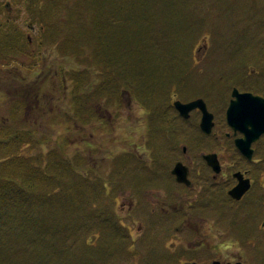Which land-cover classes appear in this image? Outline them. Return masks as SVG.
Segmentation results:
<instances>
[{
  "label": "rangeland",
  "instance_id": "rangeland-1",
  "mask_svg": "<svg viewBox=\"0 0 264 264\" xmlns=\"http://www.w3.org/2000/svg\"><path fill=\"white\" fill-rule=\"evenodd\" d=\"M183 2L191 8L189 18H203L205 21L201 26L194 28V31L183 33L188 37L190 33L195 34L200 29H206L198 38H194L193 43L191 42L189 54L192 69L187 68V75L184 74L179 83L176 80L163 83L159 73L160 67L156 69V76L161 82L133 83L139 87L142 97L148 94L149 99L144 101L134 92H129L127 89L125 91V86L122 85L120 86L124 89L120 91L119 98L113 96L108 102L107 99H95L97 90L90 88V85L95 87L96 83L89 84V79L82 80V83L86 84L78 87L75 97L88 100L89 107L92 110L96 108L97 117L89 120L88 117L83 116L84 123L81 119H72L70 114L72 107L68 101L71 98L70 89L67 87L63 94L64 88L61 84L64 83L62 81L64 71L79 65L77 57L62 55L59 47L38 49L35 39L43 28L27 24L29 15L24 9L23 0H0V3L4 5L6 3V12L10 19L29 38L31 44L25 57L10 65L0 66V117L17 113L12 112L13 109L10 111L11 107L22 104L23 110L18 111L17 114L19 125L27 129L32 128L39 133L48 132L53 135L50 148L56 146L55 139L60 137L67 144V154L71 158L75 157L79 162L81 158L84 160L86 168L79 167L78 170L88 174L90 181L98 180L96 178L101 176L111 177L112 169L115 168V159L126 158L123 160L126 161L125 165L117 163L116 167V173L121 175L123 180L120 183L116 182L118 185L116 184L115 188H113L114 184H109L108 181L109 185L103 190L104 196L110 191L114 192V199L108 197V209L112 210L122 229L114 231L109 228L100 234L94 231L95 228L90 224L92 222L89 218L82 230L78 229L71 233L73 236L78 233L74 241H69L76 250L78 247L81 249L82 240L90 245H96L93 251L97 253L99 264H139L144 258L148 264H182L185 261L208 264L213 259L222 262L240 260L243 264H264V228L262 229L261 226L264 223V204L261 200L258 201L257 208H254L257 210L256 214L244 207L240 212L237 210L236 215L234 212L225 214L211 212L202 215L200 211L196 212L189 208V201L193 203L199 197V194L197 197L192 194L202 191V186H197L194 191H187L171 183L170 187L183 191V195L171 205L175 211H168L172 214V221L169 224L163 212L152 213L149 209L151 205L155 208L160 206L153 205L151 199L162 197L163 189L150 187L146 195L139 199L138 196L129 194L130 185L140 183L143 177L142 169H146V165L139 161H149L152 155L147 150V140L157 133L153 132L154 130H159L156 134L155 154L161 164L172 166L176 160L184 159L183 161L186 162V159H189L193 162L192 165L199 169L200 155L209 148H219L216 152L223 162L230 160L227 150L221 149L225 146V140L219 145L212 146L210 139L202 138L197 128L200 118L198 112L192 111L189 118L183 119L175 114L170 105L165 107L162 105L158 107V113L171 117L169 120L157 117L159 121L154 122L152 118H155L153 117L155 110L152 107H157L154 105L156 102L160 103L167 98L171 103V99L176 97L175 88L188 96L207 89L209 98H205V101L208 110L214 114L215 125L219 129L224 127V112L232 86L223 81L237 71H241L243 54L255 52L259 38L264 43L263 33L258 35V29L263 24L256 22V20L264 22V0H216L211 3L208 0H181V4ZM171 3L175 7V3ZM193 6H195L194 10H192ZM54 16L55 12H52L50 18L54 19ZM177 19L179 18L175 17V20ZM56 22L58 21L54 19L52 26H56L58 32L55 34L60 33L61 38L62 33L68 31L67 27L74 28L65 21L63 24H55ZM211 30L215 31V35L210 33ZM186 39L184 37V40ZM187 52L184 47L180 54L185 58ZM263 67L264 62L260 61L254 69L262 81L264 75L262 76L260 71L264 69ZM89 77H91L90 73ZM173 78L175 76L170 81ZM67 117L70 119L68 120ZM226 129L224 127V130ZM195 138L199 141V146L194 141ZM183 146L184 153L181 151ZM20 153L33 155L34 151L25 146ZM80 180V176H77L76 181ZM261 184L264 186V179L261 180ZM260 191L255 185L251 193L240 201L241 206L250 202L253 206L254 198L259 197ZM64 195L71 198L75 193L72 188L58 193V196ZM190 197L191 199H188ZM130 200L132 203L136 202L135 206L134 204L128 206ZM240 204L227 208L229 211H235L241 209ZM181 207L189 211L187 210L184 215V212L179 211ZM139 209L147 210L140 214ZM143 213L147 217L154 216L155 220L144 222ZM244 215H247V218ZM49 217L51 221L48 218L47 223L52 226L62 219L61 212L58 211L55 217ZM146 223L149 225L145 226ZM65 230L69 231L70 227L67 226ZM123 232L128 233L130 240L126 242L127 247L122 250L123 252H115L114 242L123 243L121 237L124 235ZM100 240L103 243L102 248H99ZM85 250L92 252L86 247ZM178 251L180 254L176 259L174 253ZM75 252L83 262L86 256L80 255L79 251ZM66 257L63 255V258ZM91 258L94 259L95 255Z\"/></svg>",
  "mask_w": 264,
  "mask_h": 264
},
{
  "label": "trees",
  "instance_id": "trees-1",
  "mask_svg": "<svg viewBox=\"0 0 264 264\" xmlns=\"http://www.w3.org/2000/svg\"><path fill=\"white\" fill-rule=\"evenodd\" d=\"M214 1L216 0H208L210 3ZM23 2L29 15L27 24L43 28L35 39L37 48L59 47L62 55L77 57L79 65L64 71V83L61 84L64 88L63 94L67 87L70 89L71 98L68 101L72 107V119H81L84 123L83 116L89 120L96 117V108L92 110L88 100L75 97L78 87L86 84L82 83V80L89 79V84L96 83L95 87L90 85V88L97 90L95 99L98 100L107 99L108 102L113 96L119 98L120 91L124 89L120 85L125 86V91L127 89L134 92L143 101L147 100L148 94L142 97L139 87L133 83L161 82L156 76V69L159 67L163 83L174 80L179 83L182 76L187 75V68L192 69L189 51L194 38H198L201 32L206 30L200 29L195 34L190 33L188 37L183 34L184 31H194V28L201 26L205 21L203 18H189L191 8L184 2L181 4V0ZM171 2L175 3V7ZM194 9L195 6L192 10ZM6 10V3H0V66L10 65L25 57L31 47L29 38L10 19ZM52 12H55L53 18L58 21L55 24H63L65 21L66 24L74 26L67 27L68 31L62 33V38L60 33L55 34L58 31L56 26H52ZM175 17L179 19L175 20ZM86 21L89 22L85 23ZM256 22L263 24L258 29V35H264V22ZM210 33L215 35L213 30ZM184 37L187 39L184 40ZM184 47L188 51L185 58L180 54ZM255 52L243 54L241 71L232 74L223 83L239 90H257L264 93V81L260 80V75L254 71L257 62H264V43L260 38ZM260 72L263 76L264 69ZM173 76L175 78L170 81ZM174 92L177 98L184 101L198 96L209 98L207 89L199 90L190 96L178 88H175ZM154 105L157 106L152 107L155 110V118H152L154 122L159 121L157 117L168 120L171 117L158 113L157 109L162 105H170L178 116L169 98ZM12 109V112L17 113L0 117V264H99L97 253L93 251L96 245L82 240L81 249L78 247L76 250L69 241L75 240L78 233L74 236L71 233L82 230L89 218L94 231L100 234L109 228L114 231L122 229L112 210L108 209V197L113 198L114 192L110 191L105 196L103 192L104 187L110 183H113L115 188L116 184L123 180L121 175L115 172L111 176L113 180L111 177L101 176L96 178L98 180L90 181L88 174L78 170L79 167L86 168L84 160L81 158L79 162L77 158H71L67 154V144L60 137L55 139L56 146L50 148L53 135L20 126L17 114L23 110V105L12 106L10 111ZM25 146L33 150L34 154L20 153ZM260 155L262 160L258 164L264 168L263 149L258 153V156ZM124 159L126 158L115 159V169L118 164H125ZM77 176H80V181H76ZM147 182L148 180L144 179L145 185ZM70 188L75 193L74 197L58 196L59 192ZM133 190H137V187L134 186ZM260 200L264 201V194L255 198L251 211L257 208ZM224 201L228 203L227 200ZM209 203L211 199L206 204ZM200 205L201 201L198 200L191 206L200 208ZM247 206L243 205L241 208ZM57 211L61 212L62 219L55 226L49 225V216L55 217ZM229 212L235 213L234 210ZM67 226L70 227L69 231L65 230ZM123 234V243L114 242L115 252H123L127 247L129 235L127 232ZM98 244L99 248L103 247L101 240ZM85 247L92 252L86 251ZM75 251L86 256L83 262ZM175 254L177 259L180 253L178 251ZM63 255L67 257L63 258ZM92 255H95L94 259L91 258ZM146 262L148 261L144 258L139 264H148Z\"/></svg>",
  "mask_w": 264,
  "mask_h": 264
},
{
  "label": "flooded vegetation",
  "instance_id": "flooded-vegetation-1",
  "mask_svg": "<svg viewBox=\"0 0 264 264\" xmlns=\"http://www.w3.org/2000/svg\"><path fill=\"white\" fill-rule=\"evenodd\" d=\"M232 87H235V86H232ZM231 91L232 90H230V92ZM239 91H244V90H239ZM249 92L256 94V95H260L264 98V93L261 91L254 90V91H249ZM175 98L176 97L171 99V101H173ZM230 99H231V93H230L229 100ZM189 100H191V99H189ZM189 100H185V101L182 100V101L186 102ZM192 111L198 112L199 116H201V113L197 108L191 110L190 113ZM224 115H225V112H224ZM213 121H214V126L212 127L211 132L209 134L203 133L204 135H202V138L210 139L212 141V143H211L212 146L219 145L220 142L223 143L225 140L226 141L224 144L225 146L221 149H223L225 151L227 150V152L229 153V159H230L229 161L226 160L223 162L222 160H220L218 152H216L219 150V148H212V149L209 148L208 151L202 152V154L200 155L201 161H200L199 169H197L195 166H193L192 165L193 162L189 161V159L188 160L186 159V162L183 161L184 159L183 160H176L172 166L161 164L160 160L157 159V156L155 154V152L157 150L156 145H155L157 133L153 134V136H154L153 138H151L150 140H147L148 141L147 150L152 155L150 156L149 161H145V162L139 161V163L146 165V169H142L143 177H142V179H140V181H139L140 183L131 184V186L129 187V189H130L129 194H131L134 197L138 196V199H139L140 197L143 198L146 195L147 190L150 187L157 189V190H160V188L163 189L164 192L162 194L163 195L162 197H160V198L156 197V198L151 199L152 200L151 203L153 205H160V206L155 208L154 206L149 204V205H151V208H149V209L152 213H156V211L163 212L167 216L168 219H165V220L168 221L169 224L172 221V218H171L172 214L169 213L170 212L169 210H171L173 212L175 211V208L171 207V205L174 204L177 201V199L183 195V191L172 189L170 187L171 183L176 184L179 187H181L182 189L187 190V191H192V190L194 191L197 186H202V188H201L202 191H199V193L195 192V194H192V196H196V197L199 194L198 195L199 197L196 200H194L193 203L191 201H189V205H190L189 208H191L193 211H196V212L200 211V213H202V215L209 214L211 212H217L219 214H225L226 212H229V209L227 208V206L230 207V206L235 205L237 203L240 204V201H243V199L251 193L252 189L255 188V185L257 186L258 189L261 190L259 196H262L264 194V190H263L264 186L261 184V180L264 179V176H262V174H264V168H262L258 164L262 160L261 155L258 156V153L262 149L264 150V148H263L264 133L261 134L257 140H255L254 142L251 143L252 156H251V158H247L246 156H244L239 151V149L235 146V142H234V140L236 138L242 137L243 133L239 130H236V131L233 130L227 124L225 118H224V125L223 126L227 128L226 130H224V127L219 129L215 125L214 114H213ZM198 130L201 131L199 128H198ZM215 130H217V132H214ZM153 132H155V131H153ZM194 141L196 142V144L198 146L200 145L199 141L196 138ZM181 151H182V153L185 152L184 146L181 147ZM207 153H215L216 154L217 168H212L207 163V161L202 157L203 154H207ZM178 161L182 162V164L184 165V172L187 173V178L189 179L190 184L180 183V182L176 181L175 175L172 173V168L176 164V162H178ZM134 164L135 163H133L132 166H134ZM115 172H116V169L115 168H114V170L112 169V173H115ZM236 173L241 174V177H240L241 179H248V181H249L248 189L237 200L233 199L228 194L229 190L233 186H235L238 182V179L235 175ZM144 179L148 180L146 185H145V183H143ZM134 186L137 187V190H133ZM120 188H122V186H120ZM188 199H191V197ZM210 199H211V203L206 204L207 201ZM198 200L201 201L200 208L191 206L192 204H196ZM224 200H227L228 203H225ZM135 203H136L135 201L132 203V200H130L128 206H130L131 204H134V206H135ZM251 203L252 202H250V204L247 203L244 205H248L247 209H250L252 206ZM262 203L264 204V202H262ZM161 204H163V205L166 204L169 206L163 207ZM239 208H241V204H240ZM128 209H129V207H128ZM146 210L147 209H145V210L139 209L138 212H140V214H142V212H144ZM187 210H188L187 208H182V207L179 209V211L184 212V215L187 213ZM237 210L240 212L243 210V208L236 209L235 215H236V213H238ZM252 212L256 214L257 210L254 209ZM142 216H143L144 222H146V221L150 222V220H155L154 216L147 217V216H144V213ZM244 216H246V218H247V215H244ZM231 223H233V222L231 221ZM147 225H149V224L146 223L145 226H147ZM261 226L263 229L264 223ZM235 261H238V260H235ZM235 261H229V262H235ZM185 262H192V261H185ZM225 262H228V261H225ZM183 263L184 262H182V264Z\"/></svg>",
  "mask_w": 264,
  "mask_h": 264
},
{
  "label": "water",
  "instance_id": "water-1",
  "mask_svg": "<svg viewBox=\"0 0 264 264\" xmlns=\"http://www.w3.org/2000/svg\"><path fill=\"white\" fill-rule=\"evenodd\" d=\"M173 106L183 118H188L189 112L193 109H198L201 113L199 128L209 134L214 125L213 114L207 109L206 103L202 98H197L188 102L174 100ZM227 124L233 130H239L243 136L234 140L235 146L239 151L251 158L252 148L251 143L259 138L264 133V98L260 95L251 92H240L237 88L231 91V99L225 111ZM212 168H217V157L215 153H207L202 156ZM172 173L175 175L176 181L180 183L190 184L187 178V173L184 172V165L178 161L172 168ZM238 182L233 186L228 194L233 199H239L249 187L248 179H241V174H235ZM183 264H197L196 262H184ZM208 264H243L241 261L222 263L218 260H212Z\"/></svg>",
  "mask_w": 264,
  "mask_h": 264
}]
</instances>
